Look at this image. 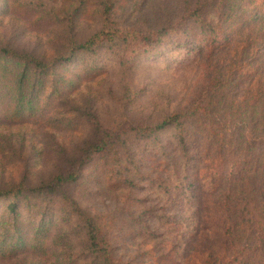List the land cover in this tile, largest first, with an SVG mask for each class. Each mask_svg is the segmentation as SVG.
I'll list each match as a JSON object with an SVG mask.
<instances>
[{"label":"rangeland","instance_id":"rangeland-1","mask_svg":"<svg viewBox=\"0 0 264 264\" xmlns=\"http://www.w3.org/2000/svg\"><path fill=\"white\" fill-rule=\"evenodd\" d=\"M7 1L9 12L0 14V48H9L36 59L42 57L46 61L63 51L62 44H65L67 36L73 35L75 40L83 42L98 32L101 28L100 13L105 5L112 7L111 21L119 29L156 33L158 36L162 34V27L176 25L178 28L157 52L148 56H138L143 44L102 46L92 55L91 64L81 62L77 71V64L67 68L70 69L69 79L72 82L62 90L61 97L55 95L53 81L46 83L49 90L44 97L47 99L39 100V109L43 107L44 112L39 110L34 116L1 123L0 191L21 184L28 188L38 187L56 174L65 172L84 146L103 130L122 124L126 131H130L135 123L156 124L174 113L190 111L203 100L210 74L215 79L222 76L221 61H226L228 57L216 61L219 55L206 49L198 54L194 52L190 61L183 62L185 48H180L177 38L186 42L198 37L201 41L203 37L199 36L204 31L210 30L211 33V26H221L227 14L233 16L241 27H250L260 18L253 16V21L244 18L260 14L264 2ZM186 5L189 10L199 9V21L182 20L183 6ZM75 10L77 13L72 16ZM222 26L225 27L224 24ZM261 29L255 28L254 31L257 34ZM213 32L206 38L205 46L213 36H222L216 30ZM238 34L234 32V35ZM171 39L173 42H170ZM79 56L76 55L75 62ZM213 56L215 60H212ZM245 58L251 65L247 71L252 68L260 70L258 65H264L263 54ZM96 65L100 67L101 75L93 79L88 70L89 66ZM64 69L61 68L60 72L63 73ZM29 73L33 72L30 70ZM252 73L238 76L236 82L240 85L246 83L252 78ZM236 87L232 83L229 85L231 93ZM2 94L0 92L1 99ZM46 107L48 116H45ZM183 120L190 135L188 140L193 149H197L201 143V130L195 126L191 114L184 115ZM178 133V130L169 128L143 139L130 135L123 137L127 149L121 165L116 163L113 151L112 156H94L84 166L81 180L64 189L88 215L101 223L106 240L111 241L115 257L120 258L122 263L199 264L201 260L197 252L202 251L205 245L209 248L214 244L212 238H207L204 227L200 228L204 242L196 240L197 225L204 212L198 206L207 204L209 200L207 192L204 190L201 193L199 189L202 187V177L198 175L201 170L199 155L196 153L195 159L188 162V175L196 190L193 193L195 203L187 198L190 191L185 189V183L181 191L173 193L163 187L174 177L172 173L180 172L182 167ZM124 171L132 173L128 178L132 185L124 182ZM36 199L34 197L33 201ZM5 201L0 199V211L3 212L1 217L7 218L6 209H3ZM36 205L47 213L57 212L54 218L62 215L65 208L60 198L50 204L36 200ZM21 213L25 220L30 219L31 215L25 210ZM62 223L58 246L52 244V250L46 255L37 259L26 255L11 263L0 264H99L95 257L87 253L84 229L77 220L72 217Z\"/></svg>","mask_w":264,"mask_h":264},{"label":"trees","instance_id":"trees-1","mask_svg":"<svg viewBox=\"0 0 264 264\" xmlns=\"http://www.w3.org/2000/svg\"><path fill=\"white\" fill-rule=\"evenodd\" d=\"M183 7L182 20L201 19L197 15L199 9L189 10L187 5ZM0 8V14L6 15L10 8L9 1L0 0ZM111 12L112 7L105 5L100 13V30L83 42L75 40L73 35L67 36L65 44H62L63 51L49 61L0 48V92L3 93V99L0 95V124L34 116L39 112V100L47 99L44 97L49 90L46 83L50 80L56 86L55 95L61 97L62 90L67 89L72 82L69 79L70 69L67 68L77 64V71L81 62L91 64L92 55L102 46L143 44L138 56H148L157 52L178 28L176 25H167L161 28L162 34L158 36L156 33L119 29L111 21ZM253 16L260 19L250 27H241L233 16L227 14L222 23L225 27L222 24L211 26V33L210 30L204 31L199 36L203 37L201 41L198 37L186 42L177 38L180 48H185V57L181 59L183 62L190 61L194 52L198 54L206 49L219 55L216 61L228 57L226 61H221L222 76L215 79L210 74L206 81L207 91L203 94L204 101L194 105L190 111L185 114L174 113L156 124L135 123L130 131H126L122 124L114 129L103 130L84 146L65 172L56 174L38 187L28 188L21 184L0 191V199L6 200L3 209H6L5 215L8 216L1 217L3 212L0 211V262L11 263L26 255L36 259L46 255L52 250V244L58 246L64 225L62 221L74 217L84 229L87 253L95 257L99 264H128L115 257L112 243L106 240L101 223L88 215L64 189L81 180L84 166L94 156L111 154L113 151L116 163L121 165L127 149L123 137L128 138L130 135L143 139L173 128L179 131L177 141L182 167L180 172L172 173L174 177L164 183V189L170 193L181 191L185 183V189L190 191L187 198L195 203L193 193L196 190L188 175V162L195 159L197 153L198 165L201 167L198 175L202 177V187L199 189L201 193L205 190L210 200L198 206L204 212L197 225L196 240L204 242L200 229L204 227L207 238H212L214 244L209 248L205 245L202 251L197 252L201 260L199 264H264V65H258L260 70L252 68L247 71L251 65L245 58L253 54L264 55V2L260 14L244 19L253 21ZM260 27L262 29L256 34L255 28ZM213 30L222 33V36H213L205 46L204 42L210 34H214ZM234 32L239 34L234 35ZM78 54L80 58L75 62ZM212 60H215L214 56ZM31 64L35 67H31ZM61 68H65L63 73L60 72ZM30 70L33 73H29ZM88 71L90 78L101 75L98 65L89 66ZM251 72L250 82L241 85L236 82L238 76H246L245 73ZM231 83L237 86L233 93L229 89ZM44 110L41 107L40 111ZM45 113L48 116L47 107ZM189 114L195 126L201 130V143L197 149H193L189 142L190 135L183 122L184 115ZM116 169L119 170L118 167ZM131 174L124 171L125 183L131 184L128 179ZM34 197L47 204L60 198L65 206L62 215L54 218L57 212H45L36 205V200L33 201ZM22 210L31 215L29 220L23 218ZM58 222L60 224H56Z\"/></svg>","mask_w":264,"mask_h":264}]
</instances>
